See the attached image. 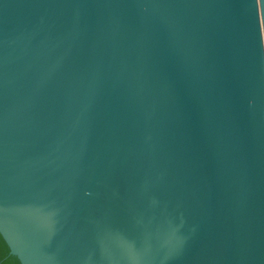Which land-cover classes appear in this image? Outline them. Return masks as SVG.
Returning <instances> with one entry per match:
<instances>
[{
	"label": "water",
	"instance_id": "obj_1",
	"mask_svg": "<svg viewBox=\"0 0 264 264\" xmlns=\"http://www.w3.org/2000/svg\"><path fill=\"white\" fill-rule=\"evenodd\" d=\"M0 233L21 264H264V0H0Z\"/></svg>",
	"mask_w": 264,
	"mask_h": 264
},
{
	"label": "trees",
	"instance_id": "obj_2",
	"mask_svg": "<svg viewBox=\"0 0 264 264\" xmlns=\"http://www.w3.org/2000/svg\"><path fill=\"white\" fill-rule=\"evenodd\" d=\"M0 264H21L16 255L10 254V249L0 233Z\"/></svg>",
	"mask_w": 264,
	"mask_h": 264
}]
</instances>
